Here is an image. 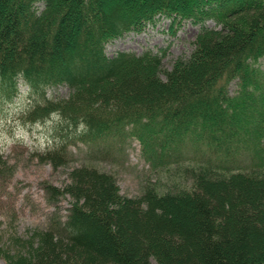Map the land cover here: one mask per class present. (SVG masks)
Wrapping results in <instances>:
<instances>
[{"label": "trees", "instance_id": "obj_1", "mask_svg": "<svg viewBox=\"0 0 264 264\" xmlns=\"http://www.w3.org/2000/svg\"><path fill=\"white\" fill-rule=\"evenodd\" d=\"M107 1L0 0V133L23 145L15 131L39 127L29 157L69 169L62 192L44 186L47 225L6 240L0 258L264 264V0H140L111 13ZM158 17L198 28L187 57L165 69L164 48L108 54ZM132 139L150 168L198 165L177 172L173 188L146 182L137 197L121 196L115 175L91 161L69 167L78 150L113 158ZM14 167L0 149V180Z\"/></svg>", "mask_w": 264, "mask_h": 264}, {"label": "rangeland", "instance_id": "obj_2", "mask_svg": "<svg viewBox=\"0 0 264 264\" xmlns=\"http://www.w3.org/2000/svg\"><path fill=\"white\" fill-rule=\"evenodd\" d=\"M136 1L140 0H110L104 3L105 11L113 12L117 3L121 4L123 9H131ZM207 25L215 26L211 21L207 22ZM169 26L168 19L158 17L154 25H147L143 31L130 32L108 43L106 50L108 54L114 50L140 53L146 49L158 51L164 48L166 55L163 66L169 69L175 59L184 58L190 54L193 49L192 40L198 30L188 22L182 23L178 28L175 25L171 28ZM57 93L64 96L67 91L60 88ZM39 132L40 128L35 126L30 129L16 130L15 137L20 136L18 139L23 140V145L12 142L6 133H0V149L4 152L9 165L15 166L10 178L5 181L0 180V246L14 235L26 236L29 230L45 227L54 207L51 205L52 198L49 197L44 186L51 185L62 192L67 183L69 171L67 167L55 170L49 164L32 160L27 154L25 148H34L42 140ZM85 154L83 149L78 150L71 159L69 167L79 162L91 161L93 166L115 175L118 192L126 197H137L142 186L148 181L158 183L157 188L160 191L169 186L173 188L174 183L179 180L176 176L177 172L183 168L195 169L198 165L190 157H183L176 164L157 169L150 168L142 158L140 144L135 139L125 145L123 155L106 159L96 157L89 159ZM70 203V197L64 193L60 194L56 202L60 215H65ZM0 264H5L1 258Z\"/></svg>", "mask_w": 264, "mask_h": 264}]
</instances>
